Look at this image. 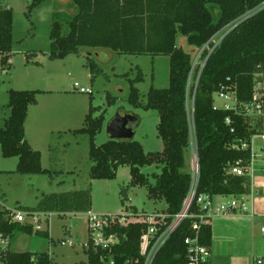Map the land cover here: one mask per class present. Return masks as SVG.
Segmentation results:
<instances>
[{
    "label": "trees",
    "instance_id": "obj_1",
    "mask_svg": "<svg viewBox=\"0 0 264 264\" xmlns=\"http://www.w3.org/2000/svg\"><path fill=\"white\" fill-rule=\"evenodd\" d=\"M45 0H32L30 9ZM264 3V0H71L76 14L70 22L68 35L63 34L59 22L53 24L50 39L52 60H65L78 55L82 48L105 49L120 55L167 56L170 58L169 87L151 88L146 110L159 113L158 136L163 141L161 153L144 152L141 143L133 139L112 140L97 146L96 136L102 131L106 118L104 112L94 117L98 109L90 107L85 127L76 134L90 137L89 157L93 164L92 180H115L121 167L130 169V187H146L148 198L165 201L163 214L178 215L190 193L193 176L185 171L186 151L195 136L199 165L197 195L190 208L193 218L185 219L171 235L153 264H191L188 258L187 238L199 237L201 246L211 253L212 220L202 222L196 218L204 211L197 205L204 195L215 201L217 197L249 195L252 177L249 174L251 149L240 150L242 141L251 144L254 136L264 134L262 120L235 111L216 108L215 94L222 90L235 91L242 104L252 99L254 75L264 66V10L236 26L210 53L202 55L203 64L194 76L193 58L176 43L179 34L188 38L198 49L206 46L224 28L242 18L246 13ZM212 7L219 10L215 21ZM13 10L0 5V63L11 69L13 54ZM91 59L89 58V61ZM88 68L92 81L100 74L95 62ZM144 82L139 71L131 83L130 102L141 106L137 84ZM47 92L10 90L7 105L10 114L5 127L0 129V148L5 159L17 158L15 173L19 175H50L42 166V154L26 140L25 124L30 107L38 104V97ZM193 101L190 112L189 102ZM108 106L116 98L107 96ZM137 123L140 118L134 115ZM230 120V124H227ZM137 132V127L135 128ZM162 167L155 185L141 172L144 166ZM240 167L243 176L232 173ZM2 173V172H0ZM129 189V187H128ZM126 191V192H125ZM127 190L122 194L128 199ZM92 196L89 190L44 196L37 208L25 209L27 213L90 212ZM138 215L137 210L133 212ZM13 213L0 209V264H55L47 253L14 252L11 246L17 233L50 238V232L35 229L31 224L14 221ZM122 216H113L106 235H115L118 242L106 250L95 248L89 238L86 250L88 261L78 264H145L142 255V237L148 229L143 218L132 220L126 226L119 223ZM171 223V219L166 220ZM199 222V230L193 225ZM264 264V259L261 260ZM208 264H211L210 257Z\"/></svg>",
    "mask_w": 264,
    "mask_h": 264
},
{
    "label": "rangeland",
    "instance_id": "obj_2",
    "mask_svg": "<svg viewBox=\"0 0 264 264\" xmlns=\"http://www.w3.org/2000/svg\"><path fill=\"white\" fill-rule=\"evenodd\" d=\"M32 0H0L2 7L13 10V54L11 69H5L0 63V129L5 127L9 118L10 90L49 91L50 94L38 97V105L29 109L25 124L26 140L36 151L42 154V166L50 175H19L15 173L17 158L5 159L0 148V168L5 164L7 173H0V209L13 213L22 212L25 221L35 229L49 230L50 238L38 235L17 233L11 246L14 252L47 253L55 264H78L88 261L87 248L90 233L88 216L92 212L99 216H129L138 219L144 216L162 214L167 209L165 201H153L148 198L146 187H130L131 175L128 167H121L115 180H92L90 171L93 166L90 157V137L76 134L85 127V118L90 107L98 109L94 117L105 113V124L96 136L95 144L101 146L110 140L109 124L117 113L124 111L136 115L141 122L137 126L135 141L142 144L144 152L161 153L163 141L158 136L159 113L146 110L148 93L151 88L166 89L170 81V58L167 56H130L120 55L105 50L106 56L97 61L91 56L99 69L94 81L88 68L89 48H82L78 55H71L65 60L50 59V34L55 22L68 35L70 22L76 14L71 7V0H45L40 6L30 9ZM214 20H218L219 10L212 7ZM178 47L193 58V75L203 65L202 49L192 46L188 38L179 34ZM200 56V58H199ZM143 73L144 82L137 84L140 104L130 102V80ZM89 89L91 93H81L75 89ZM116 98L114 106L109 107L107 96ZM221 106V102H217ZM190 112L193 101L189 102ZM195 136L188 154L186 170L192 174L191 149L195 148ZM262 136L253 139V153L261 155ZM13 163V164H12ZM12 164V165H8ZM141 172L146 175L151 185H155L156 176L162 173V167L144 166ZM129 187V189H128ZM89 190L92 196L91 212L73 213H27L25 209L37 208L44 196ZM127 190L128 199L122 194ZM126 192V191H125ZM137 210L138 218H132ZM264 238V235H262ZM63 243L65 245H63ZM250 260L257 264L259 254ZM218 264H228L219 262Z\"/></svg>",
    "mask_w": 264,
    "mask_h": 264
},
{
    "label": "built area",
    "instance_id": "obj_3",
    "mask_svg": "<svg viewBox=\"0 0 264 264\" xmlns=\"http://www.w3.org/2000/svg\"><path fill=\"white\" fill-rule=\"evenodd\" d=\"M264 10V3L254 8L253 10L246 13L242 18L233 22L222 31L217 33L211 41L203 47L202 55L205 51L212 53L217 46H219L222 40L240 23L248 20ZM201 55V56H202ZM200 58V56H199ZM204 66V64H203ZM202 66V67H203ZM259 71L254 75V84H253V94L250 102L242 104L238 101L237 94L235 91L222 90L215 94V105L216 108L225 110V111H235L242 113L248 117L257 118L262 120L264 124V66L259 67ZM75 89L79 90L81 93H91L89 89H79L78 84L75 85ZM217 102H221V106L217 105ZM231 122L227 120L229 125ZM263 139V146L261 148L262 155L264 156V134L260 135ZM255 137V136H254ZM251 139V144H248L246 141H242L241 146L236 148L240 150L251 149V165L249 167V174L252 177V168L254 160L256 159V153H253V139ZM199 165L193 168V183L188 195V198L183 206L181 212L173 217H169L165 214H154L153 216H144L138 218L141 215L132 214V218L129 216H122L119 219V223L123 226H126L132 220H139L143 218L144 222L148 224V229L142 237V255L145 257V264H153L157 254L162 250L167 241L170 239L171 235L176 231V229L181 225L185 219L193 218L194 215H190V208L194 203L197 195V187L199 183ZM233 174L238 176H243L245 171L240 168H234L232 170ZM197 205L204 211L196 216L200 222L204 219H211L215 215H225L237 209H242L247 211V208L244 203H240L237 200H229L224 204H217L214 200H211L208 196H200L197 200ZM91 212V211H90ZM88 212V213H90ZM113 216H99L95 215L92 212L88 216V230L90 233V239L93 246L101 248L103 250L108 249L109 247L115 245L118 242V239L115 235H106V229L109 227L110 221ZM171 219V223H168L166 220ZM14 221L19 223H24L25 216L22 212H17L14 216ZM199 222L193 225L195 231L199 230ZM264 233V229L262 230ZM6 242L0 240V245L5 244ZM185 244L188 246V258L191 264H208L210 252L208 248L201 246L199 242V237L187 238ZM63 245H65L63 243ZM111 264H114L113 262ZM258 264H262V261L259 260Z\"/></svg>",
    "mask_w": 264,
    "mask_h": 264
},
{
    "label": "crops",
    "instance_id": "obj_4",
    "mask_svg": "<svg viewBox=\"0 0 264 264\" xmlns=\"http://www.w3.org/2000/svg\"><path fill=\"white\" fill-rule=\"evenodd\" d=\"M104 51L105 49H92L87 52L90 59L92 58L91 56L94 55L98 61L102 55H107ZM47 93L50 94L51 92L47 91ZM47 93L42 95H46ZM188 150L186 154H188ZM191 154L193 160L194 157L197 158L196 148L192 147ZM16 164H18V161ZM1 166L3 167L0 168V172L3 174L7 173L8 169H5V164L3 163ZM186 167L185 171L188 172ZM193 168L194 165L192 163V173ZM229 200H237L240 203H244L247 211L237 209L225 215H215L211 217L213 230L210 253L211 264H218L219 262H226L228 264H248L251 259L255 258V253L259 254L257 257L258 261L263 260L264 156L262 154L259 156L257 155L253 163L251 193L239 197H217L215 198V203L224 204ZM252 264H255L254 261H252Z\"/></svg>",
    "mask_w": 264,
    "mask_h": 264
},
{
    "label": "water",
    "instance_id": "obj_5",
    "mask_svg": "<svg viewBox=\"0 0 264 264\" xmlns=\"http://www.w3.org/2000/svg\"><path fill=\"white\" fill-rule=\"evenodd\" d=\"M138 126L137 119L133 114L121 111L109 124L108 135L112 140H127L135 137V128Z\"/></svg>",
    "mask_w": 264,
    "mask_h": 264
}]
</instances>
